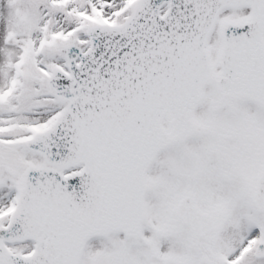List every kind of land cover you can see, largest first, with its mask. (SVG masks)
<instances>
[{
    "label": "snow or ice",
    "instance_id": "snow-or-ice-1",
    "mask_svg": "<svg viewBox=\"0 0 264 264\" xmlns=\"http://www.w3.org/2000/svg\"><path fill=\"white\" fill-rule=\"evenodd\" d=\"M0 264H264V0H0Z\"/></svg>",
    "mask_w": 264,
    "mask_h": 264
}]
</instances>
